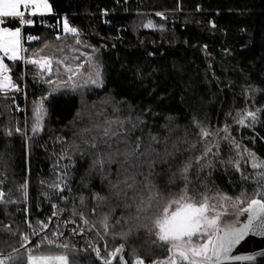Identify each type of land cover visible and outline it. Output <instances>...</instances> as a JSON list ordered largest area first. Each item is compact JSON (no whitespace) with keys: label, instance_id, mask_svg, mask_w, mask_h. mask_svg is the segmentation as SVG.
Returning a JSON list of instances; mask_svg holds the SVG:
<instances>
[{"label":"trees","instance_id":"16d2710c","mask_svg":"<svg viewBox=\"0 0 264 264\" xmlns=\"http://www.w3.org/2000/svg\"><path fill=\"white\" fill-rule=\"evenodd\" d=\"M49 3V20L60 21L62 30L26 28L38 39L26 43L25 57L51 58L52 72L5 58L20 90L0 92V255L22 248L28 219L46 232L45 212L58 205L68 215L83 212L105 235L102 257L123 244L128 264L136 256L153 264L170 253L152 242L147 228L186 184L196 200L226 202L238 213L252 198L264 199V184L248 156L264 160V0ZM65 19L79 35H63ZM149 22L154 26L145 27ZM4 25L20 26L13 18ZM97 67L99 87L85 83ZM68 68L81 85L75 90ZM45 97L43 128L33 133L34 107ZM257 109L255 123H237L245 111ZM106 128L116 135L105 136ZM201 129L210 135L202 136ZM238 199L244 202L237 206ZM141 202L146 210L137 213ZM129 229L127 238L120 235ZM66 242L75 249V264H100L93 253L82 252L88 240ZM14 257L8 264H26L27 251Z\"/></svg>","mask_w":264,"mask_h":264},{"label":"snow or ice","instance_id":"6c2138e0","mask_svg":"<svg viewBox=\"0 0 264 264\" xmlns=\"http://www.w3.org/2000/svg\"><path fill=\"white\" fill-rule=\"evenodd\" d=\"M23 6L24 9H31L30 12H25L21 10ZM52 11L49 4V0H0V18H13L18 19L20 26L15 29H10L8 27H0V92H7L12 89L19 91V87L13 81L10 72L11 69L7 63H5V58L8 61L15 63L16 61H24L25 63L32 64L36 66L41 73L47 71L49 74L53 69V60L49 57H39L38 59H31L25 57L24 53L27 49L24 47V39L35 40L38 37L23 35V28L27 26H32L34 24L33 19L25 18L26 15L35 17L37 15H44ZM157 15H161L157 13ZM4 23V20L0 19V25ZM151 22H149L145 27H153ZM63 30L65 33H71L73 35H78L77 29L71 27L67 20L65 19L63 24ZM79 44L80 41L77 40ZM91 59V58H89ZM56 63H63V61H57ZM78 67H83V65H78ZM68 72L72 73L68 77V81H72V88L75 90L78 85L74 82L75 72L71 68L67 69ZM68 81H62L63 84L67 85ZM48 83H53L49 80ZM85 83H91L96 86H102L101 72L98 67L95 70L94 78L90 73ZM58 89H54L56 91ZM45 98H42L34 107V114L36 117L35 123L32 126V132L37 133L43 128V118L46 114V108L44 106ZM256 111H245L237 119V123L242 126H250L246 124V121H251L255 123L258 118V112ZM115 122H109V124ZM123 123V122H120ZM15 131L20 132L21 129L17 128ZM224 131H227L225 127ZM11 135V132L8 133ZM116 135L115 132L110 133V129L106 128L104 130V135ZM202 136H209L210 133L206 129H201ZM107 147L111 145L107 144ZM91 147L96 148L97 145L93 143ZM139 148V143L136 145ZM239 148V145L236 146ZM211 149H208L210 152ZM247 151V150H245ZM135 154V153H133ZM207 155V152L205 153ZM248 156L251 158V166L255 172L258 182L264 184V160H260L256 157L255 153L248 152ZM237 170H239V162H236ZM189 166H185L183 169L184 173H187ZM248 179V177H244ZM187 181V176H184ZM125 183H127L125 181ZM27 185H21L22 189H26ZM51 187L58 191H63L60 183H54ZM115 187V186H114ZM128 187H132L128 185ZM5 193L0 191V201H3ZM26 195V192H25ZM119 195V192L117 193ZM260 193H257L259 196ZM153 197H149V204L147 207H151V201ZM225 201L230 200L231 197L225 196L223 198ZM83 202V200H81ZM244 201L238 199L235 204L238 206ZM56 205H53L55 208ZM130 207V205H126ZM215 208V205H210L208 202V197H203L200 200H196L194 197L189 196L187 193V184L185 185V191L175 199L166 201L162 207L159 208L158 213L152 220L151 227L147 230L150 235L154 237L152 241L154 244H160L161 246H167L166 250L170 255L166 260L153 261V264H221L222 259H228V253L232 248L238 244L245 235L250 231L264 232V199L252 198L248 202L246 208L241 209V212L248 213L247 223L243 224L242 227H233L223 231L221 235V229L219 227V214L209 215V212ZM146 207L143 202L137 205L136 212L140 213L145 211ZM57 212H53V216L57 215ZM74 215H79L83 224L88 225L90 221L84 217L83 212L74 213ZM130 219H139V216L132 217ZM70 223H75V221H69ZM116 223H120L119 220ZM101 224L105 231L107 232L109 228V217L105 216L101 221ZM43 228H47V223L42 224ZM75 234H82V232L77 229H73ZM129 232L121 233L120 235L124 238L130 234ZM53 236H62L63 233L52 234ZM29 242L28 236L22 237L21 247H24L27 251L26 264H75V258L70 254L75 252V249L70 246L68 242H57V240L52 239L49 236H44L40 243L35 245V248H28L27 243ZM47 246L48 249L57 248L61 251L58 253L45 252L43 249ZM97 258L103 261V264H113V260L119 255L120 264H128L124 259L122 253L124 252V245L121 244L115 250L108 253V257H102L100 249L93 247L92 249ZM15 251H19L18 249ZM16 257L9 256L5 259H0V264H8V262L15 261ZM236 260H251L252 257H234ZM133 264H145L144 260L139 256H136Z\"/></svg>","mask_w":264,"mask_h":264},{"label":"built area","instance_id":"2783aa9c","mask_svg":"<svg viewBox=\"0 0 264 264\" xmlns=\"http://www.w3.org/2000/svg\"><path fill=\"white\" fill-rule=\"evenodd\" d=\"M22 11H25L27 13V12H30L31 9H23ZM25 18L33 19L34 24L32 26H27L23 28L24 37H27L29 35L33 36L31 33H25V29L29 27L51 28V29H56L59 32L62 30L61 22L60 21L51 22L49 20V15H37L35 17L26 15ZM35 40L29 41L27 39H24L23 41L24 47L27 49L26 43L33 42ZM23 64L25 65L24 61H23ZM53 212H57L58 214L53 216ZM44 218H45V223H47L48 227L46 229L45 228L43 229V230H46V232L44 231L45 234L40 237L41 240L43 239L44 236H49L52 239L57 240V242H66V239H69V240L76 239L77 241L88 240V244L87 246L82 248V252L83 253L91 252L94 255L96 254L92 250L93 247L99 248L101 254L108 247L106 237L102 232L98 231L91 223H89L88 225L83 224L80 216L68 215V213L61 210L58 205H56L55 208H53L52 206L51 208L47 209L45 212ZM75 218H77V220ZM69 221H75V223H70ZM73 229H77L78 231L82 232V234H75L73 232ZM28 231H29L28 232V238H29L28 243H31L37 236L41 234V232L34 229L29 219H28ZM54 232L63 233V235L53 236L52 234ZM41 240L39 241L37 240L36 244L40 243Z\"/></svg>","mask_w":264,"mask_h":264},{"label":"water","instance_id":"95a60500","mask_svg":"<svg viewBox=\"0 0 264 264\" xmlns=\"http://www.w3.org/2000/svg\"><path fill=\"white\" fill-rule=\"evenodd\" d=\"M11 90V89H10ZM9 91V90H8ZM209 204L210 201L208 200ZM211 205V204H210ZM212 213L214 215L216 212H214V209L209 212V215L211 216ZM221 213V212H219ZM248 220V213L246 212H240L235 215V218L233 222H229L228 225H223V222L220 224V229L221 235L223 234V231L233 228V227H242L243 224L247 223ZM45 233L40 234L37 236L31 243L27 244L28 248H31V246L37 241L41 236H43ZM19 251H13L9 254H2L0 255V259H5L7 257L11 256H16L19 253L25 251L26 249L24 247L18 249ZM125 252L126 249L124 247V252L122 255L124 256L125 259ZM229 258L228 259H222L221 264H264V232H256V231H250L243 240H241L238 244H236L232 250L228 253ZM252 257L251 260H236L233 259L234 257ZM96 260L100 263L103 264V261L95 255ZM167 258H160L155 261H160V260H166ZM120 263L119 260V255L116 257L115 260H113V264ZM147 264V263H145Z\"/></svg>","mask_w":264,"mask_h":264},{"label":"flooded vegetation","instance_id":"af4514ba","mask_svg":"<svg viewBox=\"0 0 264 264\" xmlns=\"http://www.w3.org/2000/svg\"><path fill=\"white\" fill-rule=\"evenodd\" d=\"M211 205H215L214 212L219 214V222H223V225H228L232 220L231 218H234V216L238 213V211H234V208L231 205L228 206L226 202L219 201ZM212 215H214V213H212Z\"/></svg>","mask_w":264,"mask_h":264},{"label":"rangeland","instance_id":"374dc122","mask_svg":"<svg viewBox=\"0 0 264 264\" xmlns=\"http://www.w3.org/2000/svg\"><path fill=\"white\" fill-rule=\"evenodd\" d=\"M50 4V3H49ZM51 6V5H50ZM24 8H23V6L21 7V10H23ZM51 13V12H50ZM47 14H49V13H47ZM47 14H44V15H47ZM0 19H2V20H4V23L2 24V25H0V27H5V23H7V20L9 19V18H0ZM64 24V23H63ZM9 28V27H8ZM10 29H12V28H10ZM78 32V31H77ZM64 34H71V33H65L64 32V30H63V35ZM73 35V34H72ZM78 35H79V32H78ZM74 36H76V35H74ZM27 52V51H26ZM36 59V58H35ZM37 68V67H36ZM38 69V68H37ZM45 72H47V71H45ZM48 73V72H47ZM11 75V74H10ZM12 77V76H11ZM9 91H13L12 89L11 90H9Z\"/></svg>","mask_w":264,"mask_h":264},{"label":"crops","instance_id":"0c3cea01","mask_svg":"<svg viewBox=\"0 0 264 264\" xmlns=\"http://www.w3.org/2000/svg\"><path fill=\"white\" fill-rule=\"evenodd\" d=\"M52 9V8H51ZM53 11H51V13L47 14V15H51Z\"/></svg>","mask_w":264,"mask_h":264}]
</instances>
